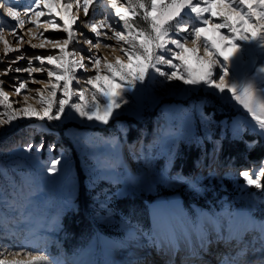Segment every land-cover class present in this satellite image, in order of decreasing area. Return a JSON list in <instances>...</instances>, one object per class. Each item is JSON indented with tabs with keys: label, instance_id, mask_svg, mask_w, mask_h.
<instances>
[{
	"label": "rangeland",
	"instance_id": "1",
	"mask_svg": "<svg viewBox=\"0 0 264 264\" xmlns=\"http://www.w3.org/2000/svg\"><path fill=\"white\" fill-rule=\"evenodd\" d=\"M16 2L22 5V16L27 6H33L31 0ZM119 2L127 6L125 0ZM113 12L110 0H94L89 6L90 15L84 17L82 12L79 15L74 3L71 14L78 17L73 25L77 43L69 44L65 49L69 61L78 58L77 50L85 57L97 52L84 42L83 39L91 34L89 39L95 43V37L90 27L81 24V21H99ZM129 15H132L131 11ZM53 16L59 22L55 13ZM47 19V15L41 17L40 28L26 23L18 29L15 21L0 16V25H3L0 31L3 36L5 34L4 39L18 49L17 52H5L3 40H0V79L5 81L0 87L8 93L7 103L12 105L11 110L30 104L42 113L43 106L34 90L45 87L40 81H47L46 72H6L5 69L25 68L29 61L33 67H38L39 61L34 58L36 55H62L59 49L45 42L49 37L66 38L62 22L60 29H54L43 23ZM114 19L118 21V18ZM179 19L189 28L202 26L199 18L189 13L188 9ZM136 20L142 27L147 26V22L139 16ZM222 31L228 34L226 29ZM13 33L15 36H12ZM21 34L24 36L23 43L16 39ZM181 35L187 34L178 33L173 38H180ZM29 41L31 44L44 43L45 47L32 48ZM236 43L238 50L230 53V59L225 61L219 57V60L227 66L228 78L233 82L243 84L255 77L259 90L260 76L264 75L258 73L264 67V45L259 39L237 40ZM189 46L192 45L189 43ZM170 47L174 49V46ZM98 51L108 61H114L116 56L126 59L120 49L116 53L104 47L103 42ZM21 52L24 59H18ZM199 54L206 55L203 48ZM13 57L17 59L13 60ZM44 67L56 70V66L48 65L46 59ZM159 67L162 71H171L166 65ZM218 72L222 74L223 68H218ZM75 74L77 79L73 80V90H86V100L91 99L94 89L86 80L95 75V71L89 67L87 71L77 69ZM151 74L152 70L143 84L137 83L135 88L123 92L119 101L121 106L114 110L108 124L69 118L67 110L60 120L21 116L10 124H4L2 121L10 110L4 102H0V169L4 170L0 174V191L9 200L13 199L12 193L15 192L18 207V211L9 213L18 223L7 222L17 235L0 241V250L7 248L4 254L0 253V260L11 264L13 261L27 262L35 255H49L64 264H111L109 246L116 242L120 244V254L113 258L117 264H124L131 257V233L135 232L136 241L145 251L156 246L149 244L143 233L152 234L155 231L163 235L164 227L155 224L150 207L156 202L158 208L161 199L170 208L173 199L181 200L191 224L203 223L210 241L207 251L212 250L210 246L214 245L213 236L217 230L223 235L238 233L236 228L246 211L252 214L253 221H264V187L248 185L242 176L243 171L253 167L249 174L255 179L261 165H264V136L260 135L262 130L251 115L236 102L223 98L224 94H216L203 87L193 88L180 80H166L159 74L151 79ZM52 81L55 82L54 77ZM20 82L27 83L28 88L18 94L13 85ZM25 95L29 97L26 102L23 101ZM59 98H62V91L57 92ZM125 100L127 103L123 102ZM73 101L82 103L75 96ZM101 102H104L102 97ZM146 131L150 136L145 139ZM220 141L224 145L221 150L223 162L217 170L215 156ZM41 142L44 149L36 153L35 146ZM29 144L33 146L32 152L25 151ZM53 144L56 147L49 152L48 147ZM61 155L62 170L55 174L47 173L45 168L49 159ZM204 156L208 160L207 172L198 173ZM130 158L141 161L142 169L134 168ZM190 166L187 171L186 167ZM57 167L61 168V165ZM178 170H182L184 176H177ZM260 183L264 185V177L260 178ZM21 213L30 217V221L19 223ZM67 216L70 219L78 217L76 222L81 221L79 230L84 229L86 234L80 235L77 231L79 236L75 237L66 224ZM57 223L58 227L55 226ZM33 229L35 231L30 232ZM0 235H4L3 229H0ZM69 238H74L72 243L68 242ZM93 238L97 240L90 247L88 245ZM251 239L252 236L245 242ZM25 240L31 249L21 251L19 245ZM76 240H79L78 244ZM235 244V240L223 243L224 250L221 248V252L215 254L211 264H220L221 256L229 252L235 256L239 251ZM256 247L260 245L257 243ZM45 248L47 251H43ZM159 250L166 252L164 247ZM179 252L176 264H181L182 254ZM262 260L264 252L250 251L241 264H260ZM148 264L168 263L159 259Z\"/></svg>",
	"mask_w": 264,
	"mask_h": 264
},
{
	"label": "snow or ice",
	"instance_id": "2",
	"mask_svg": "<svg viewBox=\"0 0 264 264\" xmlns=\"http://www.w3.org/2000/svg\"><path fill=\"white\" fill-rule=\"evenodd\" d=\"M31 3L34 7L27 6L22 16L20 11L22 5L18 4L16 0H0V16H6L15 21V26L18 29H22L26 23L40 28L41 17L45 15L48 16V19L43 23L51 25L54 29H60V22H62L66 38L49 37L45 41L53 48L59 49L62 55L60 57L52 54L46 57L36 55L34 58L39 61L40 66L38 67H33L29 61L25 68L5 69L6 72H46L48 79L40 81L45 85L44 88L34 90L43 106L42 113L30 104L17 110H11L12 105L7 103L8 93L4 91L3 87H0V102H4L5 107L10 110L2 123L10 124L21 116L38 117L40 120L47 118L49 121L60 120L67 110L69 118H81L85 121L108 124L114 110L121 106L119 101L122 99L123 92L135 88L137 83L143 84L152 70L151 79H155V74H159L166 80H180L183 84L193 88L203 87L213 93L224 94L223 98L232 100L247 110L255 124L262 130L260 135L264 136V75L260 76L259 90L255 77L243 84L233 82L228 78L227 66L219 60V57H223L225 61L230 59V53L238 50L237 40L259 39L264 45V0H196L195 3L193 0H125L127 6L121 4L119 0H110L111 8L114 10L112 15H105L103 19L93 20L90 23L86 20L81 21V24L91 28L95 37V43H93V39L87 37L84 42L97 49V52L90 53L88 57H85L79 55V50H77L78 58L71 61L68 60V53L65 49L69 44L77 43L73 25L77 23L78 17L71 14L74 3L76 10L82 12L84 17H88L90 15L89 6L93 5L94 0H83L82 3L81 0H64L63 3L61 0H31ZM185 9H188L189 13H194L202 26L193 25L189 28L187 24H182L179 18ZM130 11L132 15H129ZM53 13L59 17V22L54 18ZM137 16L147 22V26L142 27L138 24ZM114 17L118 18V21ZM2 27L3 25H0V28ZM224 29L228 34H224L222 31ZM28 31L31 32V28ZM178 33L187 35L173 38ZM16 39L23 43V34L16 36ZM0 40H3L5 52L18 51L17 48L9 44L7 39H4L2 31H0ZM107 41H115V43ZM102 42L106 48L113 50L119 48L126 59L116 56L114 61H108L107 57L98 51ZM29 43L31 44L30 41ZM189 43L192 45L191 47ZM170 46H174L175 50ZM31 47L44 48L45 44H31ZM201 48L204 49L206 55L199 54ZM24 58L21 52L18 59ZM12 59L16 60L17 57ZM45 59L48 65H55L56 70L45 68ZM174 61H179V63ZM160 65L168 66L171 71H162ZM89 67L95 71V75L87 78L86 83L91 85L94 91H92L91 99L86 100V90L77 92L73 90L72 84L73 80L77 79L75 70L87 71ZM218 68H223L222 74L218 72ZM258 73L264 74V67H261ZM53 77L55 82L52 81ZM61 81H63L62 84ZM4 83L5 81L0 79V85ZM13 88L19 94L21 90L27 89L28 85L20 82L18 85H13ZM58 91H62V98L57 99ZM45 92H47V97H45ZM74 96L82 103L74 102ZM28 99L27 95L23 97L25 102ZM123 102L127 103L126 100ZM54 106L55 113H53ZM55 147L54 144L50 145L48 151L52 152ZM43 149V142L35 146L36 153ZM25 151L32 152L33 146L29 144ZM62 159V155L50 158L45 171L53 174L61 171L63 168ZM58 165H61V168H58ZM261 169H264V165H261ZM3 172L4 170L0 169V174ZM242 176L248 185H255L257 188L264 187L260 183V178L264 177V170H259L255 179L247 170L242 172ZM192 187L195 188V185ZM15 195L16 193L13 192V199L9 200L7 195L0 191V229L4 231V236L0 239H10L17 235L16 231L9 228L7 223L8 221L13 224L18 223L9 215L11 212L18 211ZM29 221L30 217L23 213L20 214L19 223ZM55 226L58 227V223ZM34 231L35 229L30 230V232ZM244 232L253 234L252 239L245 242L243 233H229V236L225 237L217 230V240H223L226 243L235 240L236 246L239 248L235 256L231 252L222 255L220 264H241L243 258L250 251L264 252V221L257 223L250 219L249 226L244 229ZM193 234L198 241L195 246L192 242ZM143 235L147 237L149 244L155 245L157 248L164 247L173 252L179 250V241L182 239L194 256H198L200 251L206 252L210 243L202 222L192 225L191 230L182 228L180 233H177L175 229H169L164 235H158L155 231L152 234L143 233ZM131 238L137 239L135 232L131 233ZM257 243L260 245L259 248L256 247ZM241 244L242 247H240ZM19 248L23 251L31 249V246L25 240L19 245ZM43 251H47V249L45 248ZM28 254L31 255V251ZM0 264H9V262L0 260ZM11 264H64V262L50 258L49 255H37L27 262L13 261ZM260 264H264V260L260 261Z\"/></svg>",
	"mask_w": 264,
	"mask_h": 264
},
{
	"label": "bare ground",
	"instance_id": "3",
	"mask_svg": "<svg viewBox=\"0 0 264 264\" xmlns=\"http://www.w3.org/2000/svg\"><path fill=\"white\" fill-rule=\"evenodd\" d=\"M24 11H25V9L23 10V12ZM79 15H81L80 12H79ZM4 36H5V34H4ZM12 36H15L14 33ZM89 36H91V34L88 35L87 38H89ZM83 40H85V39H83ZM118 49L119 48L115 49L116 53L118 52ZM149 136H150V133L148 131H146L145 132V139L148 138ZM217 148H218V152L216 153V156H215V160H216L215 168H217V170H218L220 167V164L223 162V157L221 155V150L224 148L223 142L220 141L218 143ZM144 149L145 148H143V150ZM130 152H131V150L129 151V153ZM130 161H131L134 168H137L139 170L142 169L143 164L141 161L137 162L135 159H132V158H130ZM207 162H208L207 157L204 156V161L200 164V166L198 168V173H206L207 172V168H206ZM230 169H234V168H230ZM252 170H253V167H250V169H248L247 171L251 172ZM260 170H264V169L260 168ZM178 171L179 172L177 173V176H180V177L184 176V172L182 170H178ZM158 203H159L158 208L156 206V202L154 204L153 203L150 204L151 205L150 206L151 207V217L153 218V221L155 222L156 225H158V226L161 225L164 227L163 235L166 234L169 229H175L177 231V233H180L182 228H188L189 230H191V227H192L191 219L187 215L186 208H185V206L181 200L173 199L171 201L172 208H170L167 205V203L162 199L159 200ZM159 208H160V210H158ZM250 219L253 220V216L251 213H249V211L248 212L246 211L245 213L242 214V221L239 224V226L236 228L238 233L244 234V241L249 239L253 235L251 233L244 232V229H246L249 226ZM13 227H15V226H13ZM216 235H217V232L213 236L214 237V241H213L214 245L210 246L212 248V250L207 251V252L200 251L198 256L192 255L187 244L182 239L179 241V243L181 244L182 247L179 248V250H176L174 252L170 251V250H166V252L160 251L159 248H157V247L153 248V246L151 248H149L147 251H145L144 249L141 248L142 247L141 244L138 241H136V239H135V241H134V239H131V241H132L131 257H130V260H128V262H126L124 264H143L144 261H146L145 263L148 264L149 261L154 263L156 261H159V259H164L165 262L168 264H176L177 259H179V258H177V256L180 253L179 251H181V254H182L180 257V258H182L180 261L181 264H208V263L211 264V262L215 258V254L217 252H219V253L221 252V248L224 246L223 243H225V241H223V240H217ZM221 235L225 236V237L229 236V234L228 235L221 234ZM3 236L4 235H0V237H3ZM1 240L4 241L6 239H0V241ZM95 240H97V238H93L89 242L88 246L91 247ZM101 241L103 243H105V241L103 239ZM192 242H193L194 246L198 244V241H197L195 234H193V236H192ZM223 250H224V248H222V251ZM109 251H110L111 256H112V258L110 259L111 264H117L115 262L113 256H117L120 254V244L114 242L113 244H111L109 246ZM5 252H6L5 249L0 250L1 254H4Z\"/></svg>",
	"mask_w": 264,
	"mask_h": 264
},
{
	"label": "trees",
	"instance_id": "4",
	"mask_svg": "<svg viewBox=\"0 0 264 264\" xmlns=\"http://www.w3.org/2000/svg\"><path fill=\"white\" fill-rule=\"evenodd\" d=\"M190 168H191V166L190 167H186V170L187 171H189L190 170ZM85 216V215H84ZM76 219H78V217L77 218H74V219H70V217H66V224H67V226L69 227V230L71 231V232H73V235L75 236V237H77V236H79V234L80 235H84V234H86L85 232H83V230L84 229H81V230H79V228H80V222L81 221H78V223L76 222ZM77 231H78V233H77ZM88 235L90 234V231L87 233ZM88 235H86V236H88ZM85 236V237H86ZM74 239V238H73ZM73 239H70L69 238V240H68V242L69 243H72V241H73ZM76 239V238H75ZM81 242V241H80ZM79 243V240H76V244H78Z\"/></svg>",
	"mask_w": 264,
	"mask_h": 264
}]
</instances>
